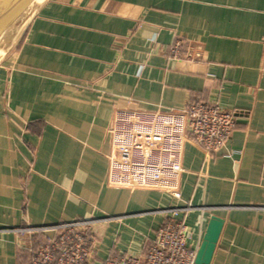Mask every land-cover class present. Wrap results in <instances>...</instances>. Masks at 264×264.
I'll use <instances>...</instances> for the list:
<instances>
[{"label":"crops","instance_id":"crops-1","mask_svg":"<svg viewBox=\"0 0 264 264\" xmlns=\"http://www.w3.org/2000/svg\"><path fill=\"white\" fill-rule=\"evenodd\" d=\"M176 39L202 57L169 58ZM195 100L236 121L210 155L185 142L181 199L111 184L116 110ZM175 208L196 252L223 218L208 264H264V0H49L0 64V264L30 261L18 229L82 219L98 262L138 254Z\"/></svg>","mask_w":264,"mask_h":264},{"label":"built area","instance_id":"built-area-1","mask_svg":"<svg viewBox=\"0 0 264 264\" xmlns=\"http://www.w3.org/2000/svg\"><path fill=\"white\" fill-rule=\"evenodd\" d=\"M166 54L178 60L202 57L200 47L182 39H176ZM235 121L233 111L202 100L188 102L180 110L118 109L109 128V181L119 186L166 190L181 199L185 142L191 139L207 155L222 150ZM178 209L162 223L143 252L110 256L102 262L97 261L99 241L93 229L97 219L27 226L18 233L27 238L26 246L32 253L26 264H195L196 250L188 245V226L177 217Z\"/></svg>","mask_w":264,"mask_h":264},{"label":"water","instance_id":"water-1","mask_svg":"<svg viewBox=\"0 0 264 264\" xmlns=\"http://www.w3.org/2000/svg\"><path fill=\"white\" fill-rule=\"evenodd\" d=\"M49 0H0V64L19 45L34 17ZM224 220L213 215L196 252V264L212 260Z\"/></svg>","mask_w":264,"mask_h":264},{"label":"rangeland","instance_id":"rangeland-1","mask_svg":"<svg viewBox=\"0 0 264 264\" xmlns=\"http://www.w3.org/2000/svg\"><path fill=\"white\" fill-rule=\"evenodd\" d=\"M17 47V46H16ZM16 47H14L11 51H10V53L8 54V56L16 49ZM8 56H6V58L8 57Z\"/></svg>","mask_w":264,"mask_h":264}]
</instances>
